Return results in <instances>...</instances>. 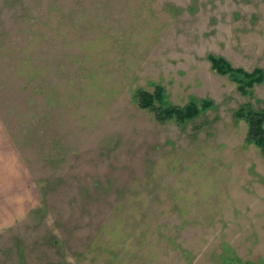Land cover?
Wrapping results in <instances>:
<instances>
[{
    "label": "rangeland",
    "instance_id": "374dc122",
    "mask_svg": "<svg viewBox=\"0 0 264 264\" xmlns=\"http://www.w3.org/2000/svg\"><path fill=\"white\" fill-rule=\"evenodd\" d=\"M250 111L264 0H0V264H264Z\"/></svg>",
    "mask_w": 264,
    "mask_h": 264
},
{
    "label": "trees",
    "instance_id": "16d2710c",
    "mask_svg": "<svg viewBox=\"0 0 264 264\" xmlns=\"http://www.w3.org/2000/svg\"><path fill=\"white\" fill-rule=\"evenodd\" d=\"M213 62L216 66V68L221 72V73H229L231 75V78L237 82H240L242 85H247L251 86L254 82L259 81L261 79L260 76H256V74H259L260 70H255L252 73H247L244 72L240 68H232L229 63L225 62L223 59H213ZM156 98L158 100L161 99V90L160 88L156 89ZM140 101L144 107L147 106V102H151V95L147 92H140ZM169 114L173 113L171 111H175L178 109H167ZM186 115H196L197 111L195 109L194 105H189L184 108ZM182 112L181 110H179ZM166 112V111H165ZM249 123H250V128L252 129L253 134L258 138L257 141L261 143V145L264 147V129L262 128V117H255L253 116V112H249Z\"/></svg>",
    "mask_w": 264,
    "mask_h": 264
},
{
    "label": "crops",
    "instance_id": "0c3cea01",
    "mask_svg": "<svg viewBox=\"0 0 264 264\" xmlns=\"http://www.w3.org/2000/svg\"><path fill=\"white\" fill-rule=\"evenodd\" d=\"M2 185L5 186V182H3ZM16 190H17V188H16Z\"/></svg>",
    "mask_w": 264,
    "mask_h": 264
}]
</instances>
